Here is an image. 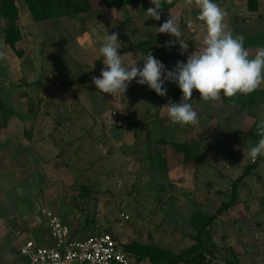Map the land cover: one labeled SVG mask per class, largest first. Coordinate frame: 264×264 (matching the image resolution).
Here are the masks:
<instances>
[{
	"label": "crops",
	"instance_id": "1",
	"mask_svg": "<svg viewBox=\"0 0 264 264\" xmlns=\"http://www.w3.org/2000/svg\"><path fill=\"white\" fill-rule=\"evenodd\" d=\"M163 1L170 4V7L168 11L160 10L159 21L150 17L147 19L144 13L149 7H154L150 0L112 8H106L103 0H90L94 9L92 12L36 21L26 0H15L19 12L20 38L14 45L6 42V30L10 23L4 12L0 11V264H25L26 258L25 261L20 260L24 257L21 256L19 248L26 240H34L38 245L53 244L46 212L59 215L75 238L72 228L77 225L75 219L79 211L77 207L73 208L69 204L70 172L76 171V177L78 173L81 174L86 163V152L100 150V143L94 137V129L81 131L80 119L77 118L76 126L70 130L69 124L72 121L61 114H54L53 108L58 104L62 106L65 98L63 92L69 87L68 84L63 86L62 81L68 83V77L73 79L79 72L84 75L86 67H90L84 65L87 59L89 64L93 62L95 66L103 61L104 58L97 57L100 55L99 48L104 35L115 32L122 43L123 38H130L133 42L146 44L149 50L143 52L142 57L136 56L137 51L121 53L125 66L135 61L142 68L143 59L149 54L161 61L158 50L175 39L169 34L155 33L153 28L159 27L173 15L178 17L183 40L189 47L187 52L181 54L177 43L175 52L180 57L166 68L174 69L178 61L186 62L191 52L202 49L206 26L196 19L199 9L187 6L185 0H171L170 3L168 0ZM228 1L236 11L226 16L227 24L232 32H238L240 24L237 22L245 18L241 17L238 9L248 8L250 11L248 0ZM189 21L193 22L194 27L188 26ZM245 48L250 57H254L262 47L247 45ZM69 63L74 69L68 68ZM90 71L88 72H93L92 69ZM165 84L170 87L171 95L165 97L160 104L156 93L147 85L137 86L135 83V91L142 90V93L129 96L141 100L148 133L151 136L156 133L154 137L157 141L153 149L157 159L151 161L150 167L161 180L156 184L160 192L159 200L173 197L174 213L180 212L176 215L187 228H181L182 232L178 233L180 238L177 241L180 246H187L194 230L187 225L186 220L197 210L213 212V198L222 203L221 199L227 193L220 190L214 192L227 185L226 182L218 181H228L227 178L236 180L238 173L244 169L240 161L232 163L223 157L225 151L216 148L217 144L227 147L230 137H240L258 123L257 114L253 110L264 106V103L252 107L226 105L222 96L219 100L204 102L200 100L198 91L194 90L190 103L198 113L199 122L195 125L174 124L168 117L167 108L163 106L170 100L179 103L182 93L174 82L165 81ZM129 87L134 90L133 86ZM258 89L264 87L261 85ZM94 101L93 97L92 102L95 103ZM233 120L241 125L231 127ZM130 128L133 132L134 127ZM108 133L116 142L126 132L121 125H115ZM163 140L167 143H163ZM173 142H199L201 156L186 161L183 153L174 150L171 145ZM150 147L147 148V154L153 152ZM219 152L221 158H224L220 160L221 171L211 158L212 153ZM232 154L239 158L244 155L238 148H233ZM147 158L152 160L150 156ZM209 169L217 171L218 176L215 177L214 171L208 174ZM248 181L247 178L240 184L238 203L223 213L214 227L215 234L219 235L222 231L223 241L236 253L241 251L238 243H235L237 238L247 234L243 229L254 228L251 235L253 238L259 236L253 239L251 247L259 245L261 233L264 234V194L247 195L250 190L247 189ZM166 187L175 191L174 194L166 196L163 189ZM69 208L73 211L69 212ZM237 216L243 224L237 222ZM250 217L253 219L250 220ZM226 218L236 222L234 229L240 232L239 236H229L232 230L221 228V221ZM238 258L242 264L241 256ZM249 258L247 256L246 260Z\"/></svg>",
	"mask_w": 264,
	"mask_h": 264
},
{
	"label": "rangeland",
	"instance_id": "2",
	"mask_svg": "<svg viewBox=\"0 0 264 264\" xmlns=\"http://www.w3.org/2000/svg\"><path fill=\"white\" fill-rule=\"evenodd\" d=\"M213 2L218 4L227 13V16L236 11V8H232L229 5L228 0H213ZM257 5L259 7L256 11H249L248 8L244 10L238 9L241 17L245 18L237 22L240 24L238 25L239 31L233 32V34L242 35L245 38L244 47L251 45L252 47L264 48V0H258ZM187 6L192 9H198L194 3L192 5L187 4ZM224 23L229 29L226 17ZM123 39V47L121 49L126 48L133 42L130 38ZM118 51L121 54V51ZM142 54L143 52L138 50L136 56L142 57ZM99 58H103V56L100 54L97 59ZM84 65L90 66L86 67L84 75H82V72H79L80 74L73 77L74 80L69 79V76L68 83L62 81L63 86H67L68 84L69 87L67 91L63 92L65 98L62 106L58 104L53 108L54 114H61L72 121L69 124L71 126L70 130L76 126L75 120L77 118L80 119L79 126H82L81 131L87 132L94 129V137L100 143V150L97 149L94 153L92 150L86 152V163L81 174L78 173L76 177V171L70 172L69 204L73 208L77 207L79 211L76 219L74 217L77 225L72 228L75 239L80 240L96 233L109 231L125 244L137 241L145 244H157L163 248L172 247L179 249L180 244L177 240L180 237L178 233L182 232L181 228H185V225L177 217L180 212L177 213L176 211L174 213L175 203L172 196H169L164 201L159 200L160 192L156 184L158 185L161 180L158 179L157 174L150 167L151 161H156L157 159L153 149L155 147L153 145H156L157 141V138L154 137L156 133H153L152 136L148 133L147 124L144 122L146 118L145 116L143 117L144 107L141 104V100L139 101L129 96V94L133 96L135 94L140 95L138 93H142V90L135 91L136 85L134 84L136 81L133 80L130 85L134 87V90H130L131 87L129 85L124 95L116 94L114 97L111 94H103V98H101V94L97 92L98 90L91 81L92 77L100 76L101 70L104 67L103 61H100L95 66L93 62L89 64L87 59ZM68 68L74 69L70 63ZM89 68L93 70L92 73L88 72L91 70ZM139 85L137 84V86ZM262 86L264 87V84ZM93 97L95 98V103L92 102ZM263 107L261 105L253 110L257 114L258 121L261 119V114L264 113ZM232 122L231 127L241 125L237 124L234 120ZM115 125H121L126 132L116 142L108 136V130ZM130 127H134V134L130 130ZM241 136L236 138L230 137V141L224 139L227 141L228 146L217 144L216 148H219L221 151L224 150L225 153L222 156L230 162L237 163L240 161L245 165L247 162H252L248 158L247 153L253 145H249ZM149 147L153 151L151 154H147V148ZM233 148H238V151H241L244 155L241 158L234 157L232 154ZM220 153H212L213 156L211 158L214 163L218 164L216 166L221 171L222 163H220V160L224 158H221ZM147 156L152 157V160L151 158H147ZM234 170L232 171V175L235 173ZM213 171L214 169H209L207 173L211 174ZM213 174H215V177L218 176L217 171H214ZM242 174L243 172L240 171L236 177L238 178ZM259 174L261 177L257 180L249 179V185L247 184L249 188L247 189L250 190L249 193L247 190V195L258 196L259 194H264V161L261 162ZM227 179L228 181L219 180V183L226 182L227 185H222L224 187L217 188L214 192L220 190V192L228 193L234 180ZM83 186H87L88 193H81ZM163 189L166 196L173 195L175 192L169 187ZM223 199L226 200V197H222L221 200L223 201ZM249 200H251V197ZM212 204V210L214 211L221 206V203L215 201V198H213ZM68 211L72 212L73 209L69 208ZM252 219L250 217V220ZM186 221L188 223V220ZM221 222L223 223L222 229L228 228V230H232L230 234L227 233L229 236H239L240 232L234 229L236 222L233 220L228 221V218L223 219ZM237 222L243 224L239 217ZM255 230H257V227H255ZM243 232L247 234L244 233L245 235L239 236V239L237 238V242H235L238 243V248L241 249L240 253H236L226 241H223L224 238L221 237L222 231L219 232V235H215L214 241L219 247H229L237 256H241L243 260L242 264H264V234L261 233L259 245L251 247L253 239L259 236L256 235L253 238L251 235V233H254V228L243 229ZM247 256L250 258L246 260ZM20 260L25 261V257L20 258ZM132 264L140 263L132 260ZM143 264L151 263L144 261ZM216 264H223V262L219 261Z\"/></svg>",
	"mask_w": 264,
	"mask_h": 264
},
{
	"label": "clouds",
	"instance_id": "3",
	"mask_svg": "<svg viewBox=\"0 0 264 264\" xmlns=\"http://www.w3.org/2000/svg\"><path fill=\"white\" fill-rule=\"evenodd\" d=\"M154 7H149L144 13L156 21L161 19V0H150ZM170 3L171 0H168ZM186 4L193 3L199 9L196 17L206 26L203 47L200 51H193L186 62L178 61L175 68L168 70L166 66L152 54L143 59V67L132 61L124 65L123 58L118 51L122 42L118 34L108 32L103 37L99 53L103 56L104 67L99 77H92V83L101 94L124 95L133 80L137 84L147 85L159 96L167 94L165 81L174 82L182 93L179 103L171 100L166 106L168 117L174 124L195 125L199 122L198 113L193 109L190 101L193 91H198L200 100L204 102L216 101L221 97L231 98L237 94L248 95L264 84V48H259L250 58L249 51L244 47L245 38L234 35L224 23L227 13L213 0H185ZM189 27H194L192 21ZM155 33L169 34L174 40L167 42V46L179 44L181 54L188 51V43L183 40V32L179 27V19L170 15L159 27H153ZM258 141L248 150V158L255 161L264 157V113L256 125Z\"/></svg>",
	"mask_w": 264,
	"mask_h": 264
},
{
	"label": "trees",
	"instance_id": "4",
	"mask_svg": "<svg viewBox=\"0 0 264 264\" xmlns=\"http://www.w3.org/2000/svg\"><path fill=\"white\" fill-rule=\"evenodd\" d=\"M148 0H103L106 8L123 7L127 5L138 4ZM0 11H3L9 20V27L6 30V42L14 45L20 38V29L18 27L19 12L15 4V0H0ZM32 16L36 21H45L54 18L68 17L78 14H84L94 11L90 0H26ZM162 11H168L170 4L161 0ZM249 8L251 11L258 9V0H248ZM176 44L171 47L165 44L158 52L161 61L165 66L170 65L180 57L175 52ZM141 50L147 52L146 44L141 42H133L126 48L121 50V53H129L132 51ZM167 88L165 96L156 94L158 104H160L165 97L170 95L171 89L168 85L164 84ZM224 104L226 105H242L245 107H252L258 103L264 102V89H257L251 94L242 95L237 94L234 97L228 98L221 93ZM257 123H255L248 132L244 133L241 137L249 145H255L259 137L257 136ZM240 139V138H239ZM167 143L166 141H162ZM176 152L183 153L184 159L189 161L191 159H198L201 156L199 142L195 143H171ZM252 161V160H251ZM264 157H259L255 161L247 162L244 165L243 174L234 180L231 184L230 191L226 194V200H223L221 206L214 212L204 213L202 211H195L188 219V225L194 230V234L190 238V244L181 246L179 249L172 247L163 248L157 244H145L142 242L131 241L124 243V248L133 256V260L137 263L149 261L151 264H216L223 262V264H241L238 256L229 247H219L215 239L214 227L217 219L231 207L236 205L238 199V189L240 184L245 179H258L260 176L261 162ZM87 186H83L81 193H88ZM82 194V196H83ZM109 231H105L108 233Z\"/></svg>",
	"mask_w": 264,
	"mask_h": 264
},
{
	"label": "built area",
	"instance_id": "5",
	"mask_svg": "<svg viewBox=\"0 0 264 264\" xmlns=\"http://www.w3.org/2000/svg\"><path fill=\"white\" fill-rule=\"evenodd\" d=\"M46 215L53 244L38 245L34 240L21 243L19 252L26 264H132L133 256L116 235L101 232L78 240L59 215Z\"/></svg>",
	"mask_w": 264,
	"mask_h": 264
}]
</instances>
